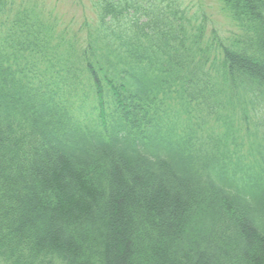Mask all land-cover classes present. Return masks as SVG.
Returning a JSON list of instances; mask_svg holds the SVG:
<instances>
[{
	"label": "trees",
	"instance_id": "1",
	"mask_svg": "<svg viewBox=\"0 0 264 264\" xmlns=\"http://www.w3.org/2000/svg\"><path fill=\"white\" fill-rule=\"evenodd\" d=\"M93 1L0 0V264H264V0Z\"/></svg>",
	"mask_w": 264,
	"mask_h": 264
},
{
	"label": "rangeland",
	"instance_id": "2",
	"mask_svg": "<svg viewBox=\"0 0 264 264\" xmlns=\"http://www.w3.org/2000/svg\"><path fill=\"white\" fill-rule=\"evenodd\" d=\"M93 2V0H45V6L51 13L47 17L56 20L59 28L65 29L68 36L73 34L86 36L87 25L97 24ZM179 2L183 7L187 6L198 21L205 22L207 36L215 30L224 38L236 30L220 4L214 0H179Z\"/></svg>",
	"mask_w": 264,
	"mask_h": 264
}]
</instances>
